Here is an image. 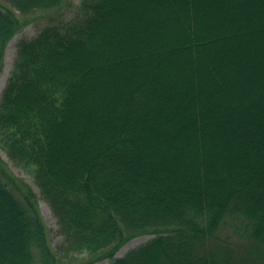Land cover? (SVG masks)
<instances>
[{
    "label": "trees",
    "instance_id": "obj_1",
    "mask_svg": "<svg viewBox=\"0 0 264 264\" xmlns=\"http://www.w3.org/2000/svg\"><path fill=\"white\" fill-rule=\"evenodd\" d=\"M37 12L0 150L39 195L0 157V264H264V0H0V73Z\"/></svg>",
    "mask_w": 264,
    "mask_h": 264
},
{
    "label": "rangeland",
    "instance_id": "obj_2",
    "mask_svg": "<svg viewBox=\"0 0 264 264\" xmlns=\"http://www.w3.org/2000/svg\"><path fill=\"white\" fill-rule=\"evenodd\" d=\"M72 2L74 5H77L79 0H72ZM1 4H4V3L1 1ZM48 14L49 13H47V12H37L36 14H33V16L30 17L33 19V22H31L20 34L16 35L8 44L6 51H5L3 69H2V72L0 73V95H1V92H2V90L6 84V81L10 75V72L12 70L14 56H15L16 42L20 38H30V37L34 36L37 32V29L40 26L45 24L46 17L48 16ZM70 15H71L70 12L66 11L62 16H63V18L66 19V18L70 17ZM5 67H6V73L4 75H2ZM0 157L9 165L12 172L17 177L23 179L27 184H29L32 187L34 192L37 195H39L37 188L33 184L32 176H31V173L29 171L15 167L8 160L6 155L1 150H0ZM38 207L40 210V214H41L47 228L50 231L51 240H52L53 244L56 245L60 241V237L56 233L57 227H56L55 220H54L49 208L47 207V205L43 201H41V200L38 201ZM149 238H150L149 236H146V237L136 238V239L130 241L128 244H126L121 249L119 256L123 255L129 249H132V248L146 242ZM86 256H87L86 253H81V254L74 255L73 259H76V260L85 259V258H87ZM97 264H107V262L101 261V262H98Z\"/></svg>",
    "mask_w": 264,
    "mask_h": 264
},
{
    "label": "bare ground",
    "instance_id": "obj_3",
    "mask_svg": "<svg viewBox=\"0 0 264 264\" xmlns=\"http://www.w3.org/2000/svg\"><path fill=\"white\" fill-rule=\"evenodd\" d=\"M6 73V67L4 68V72H3V74L2 75H4Z\"/></svg>",
    "mask_w": 264,
    "mask_h": 264
}]
</instances>
